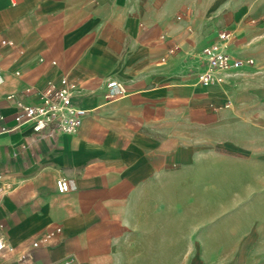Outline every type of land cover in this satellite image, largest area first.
<instances>
[{
  "label": "crops",
  "instance_id": "0c3cea01",
  "mask_svg": "<svg viewBox=\"0 0 264 264\" xmlns=\"http://www.w3.org/2000/svg\"><path fill=\"white\" fill-rule=\"evenodd\" d=\"M179 10L157 0H0V41L18 48L0 47L9 126L17 113L10 95L63 77L88 111L75 135H39L28 125L0 134V238L11 248L0 264L27 253L36 264H264V223L224 263L216 253L183 255V222L141 219L157 211L147 198L171 189L198 142L244 150L251 131L236 118L253 116L249 68L224 73L221 86L199 84L202 51L219 31L191 29ZM111 80L127 95L107 100ZM60 179L68 192L58 191ZM145 225L179 231L156 237L142 233ZM57 227L51 244L32 248Z\"/></svg>",
  "mask_w": 264,
  "mask_h": 264
},
{
  "label": "rangeland",
  "instance_id": "374dc122",
  "mask_svg": "<svg viewBox=\"0 0 264 264\" xmlns=\"http://www.w3.org/2000/svg\"><path fill=\"white\" fill-rule=\"evenodd\" d=\"M161 2L178 4L191 29L204 26L233 33L235 51L255 60L245 70L252 74V100L246 103L254 112L250 118L236 117L251 128L244 133V150H227L206 138L198 142L178 167L182 173L173 178L171 189L147 198L146 208L157 211L140 216L143 221H170L173 227L183 222V255L216 253L225 256L224 263H232L227 259L242 253L244 238L264 223V0H157ZM141 231L162 237L179 229L145 225Z\"/></svg>",
  "mask_w": 264,
  "mask_h": 264
},
{
  "label": "built area",
  "instance_id": "2783aa9c",
  "mask_svg": "<svg viewBox=\"0 0 264 264\" xmlns=\"http://www.w3.org/2000/svg\"><path fill=\"white\" fill-rule=\"evenodd\" d=\"M181 19V16L178 17V20ZM233 41V33L222 30L216 39L204 47L200 57L204 67L198 74L199 84L203 87L221 86L224 83V73L250 68L255 64L254 58H240L233 53ZM0 47L18 49L14 42L8 40H1ZM176 49L170 50V53H175ZM18 52L23 54L22 50H18ZM19 74L16 72V75ZM76 89L77 86L74 81L68 77H63L59 84L49 82L43 87L28 88L19 98L10 95L8 100L12 101L17 109L14 116L16 124L10 127L7 117L0 113V134L12 132L22 125L30 126L39 135L77 134L88 115V111L74 104L73 98ZM126 95L127 88L123 83L118 80L108 82L107 100H115ZM57 189L60 193L68 192L71 189L70 182L67 179L58 180ZM61 232L60 227L47 231L33 242L32 248L36 249L51 244ZM9 249L11 248L0 238V256L2 258H7V250ZM18 264H36V262L33 255L27 253Z\"/></svg>",
  "mask_w": 264,
  "mask_h": 264
}]
</instances>
